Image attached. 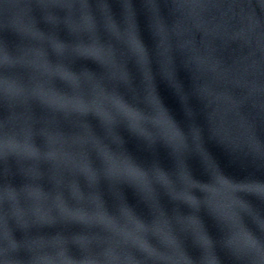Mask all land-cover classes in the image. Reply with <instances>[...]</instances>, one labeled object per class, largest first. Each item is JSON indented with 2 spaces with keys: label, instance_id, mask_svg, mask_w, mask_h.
I'll list each match as a JSON object with an SVG mask.
<instances>
[{
  "label": "water",
  "instance_id": "1",
  "mask_svg": "<svg viewBox=\"0 0 264 264\" xmlns=\"http://www.w3.org/2000/svg\"><path fill=\"white\" fill-rule=\"evenodd\" d=\"M0 41V264H264V0H0Z\"/></svg>",
  "mask_w": 264,
  "mask_h": 264
},
{
  "label": "snow or ice",
  "instance_id": "2",
  "mask_svg": "<svg viewBox=\"0 0 264 264\" xmlns=\"http://www.w3.org/2000/svg\"><path fill=\"white\" fill-rule=\"evenodd\" d=\"M3 43V41H0V44H2ZM145 51H147L146 50V48H145ZM77 58H85V59H91L90 57H88L87 55H80V56H78ZM76 58V59H77ZM74 71V70H73ZM61 80V79H60ZM62 81H65V80H62ZM65 93H67V94H69L70 95V93H68V92H65ZM137 111H141V112H143L144 113V115L145 116H148V115H150V113H146V112H144L143 110H141V109H139V108H137ZM166 112V111H165ZM167 113V112H166ZM126 125H127V123H125ZM128 126V125H127ZM185 135V134H184ZM128 154L127 153H124L123 154V156H127ZM114 156H115V158H114V160L111 162V166H112V168L115 170V171H119L120 169H121V165H122V157H121V153L119 152V151H116L115 153H114ZM100 164H99V166L97 167L94 163H93V161L91 160V162H92V165H93V167L94 168H96L97 170H106V169H108L109 168V162L108 161H106V160H104L103 158H101L100 157ZM129 171H131V170H129ZM172 178L173 179H175V177L174 176H172ZM122 183H128L127 181H123ZM155 187L157 186V185H154ZM183 184H177V188L178 189H182L183 188ZM244 191H247V189H245ZM66 201V200H65ZM66 203H67V205L69 206V207H72L67 201H66ZM201 206H203V205H201ZM103 207L108 211V207H107V205H106V202H103ZM192 209V208H191ZM92 211V210H91ZM109 212V211H108ZM190 214H194V215H196V216H198L197 214H196V211L193 209V212L192 213H190ZM113 215H119V209H118V211H117V213L116 214H113ZM186 215H188V214H186ZM141 219V218H140ZM142 221H143V225L145 226V227H151V225H152V222H153V218L150 220V221H145V220H143V219H141ZM68 225H77V226H79V227H85L86 225L84 224V223H82V222H73V223H71V224H68ZM173 225H174V227H176V228H178L179 226L178 225H176L175 224V221H173ZM187 234H189V235H191V232L189 231V232H187ZM79 235V233H73L70 237H68V236H63L64 237V243L65 244H67L68 243V241L69 240H71V242H72V244L73 245H75V246H77V247H80L81 248V250H83V248H82V245L76 240V237ZM48 237V235H46V234H37V235H35L33 238L34 239H38V238H40V237ZM192 236V235H191ZM247 237H248V244H249V246L251 247V248H255V247H257V242H256V240L255 239H253V237L249 234V233H247ZM13 238L15 239V236H14V234H13ZM178 240H179V238H178ZM180 241V240H179ZM181 243V242H180ZM202 250H203V252H204V248L202 247V246H200V245H198ZM181 247L183 248V246H182V244H181ZM184 249V248H183ZM14 250H18V248H16V249H14ZM69 253H70V251H69V248H67V247H65V249H64V254H66V255H69ZM187 253V252H186ZM192 261H193V264H197V261H195V260H193L192 259Z\"/></svg>",
  "mask_w": 264,
  "mask_h": 264
},
{
  "label": "clouds",
  "instance_id": "3",
  "mask_svg": "<svg viewBox=\"0 0 264 264\" xmlns=\"http://www.w3.org/2000/svg\"><path fill=\"white\" fill-rule=\"evenodd\" d=\"M160 104H161V106L163 107V105H162V103L160 102ZM164 108V107H163ZM165 109V108H164ZM165 111L167 112V110L165 109ZM167 114H168V112H167ZM168 116H169V118L172 120V118L170 117V115L168 114ZM172 122L175 124V122L172 120ZM147 124H151L150 122H148ZM177 126V125H176ZM129 128V127H128ZM129 130L130 131H132L131 130V128H129ZM182 132V131H181ZM130 157V156H129ZM131 158V157H130ZM132 159V158H131ZM139 166V165H138ZM234 183V182H233ZM234 184H238V183H234ZM239 191H241V190H239ZM238 192V191H237Z\"/></svg>",
  "mask_w": 264,
  "mask_h": 264
}]
</instances>
